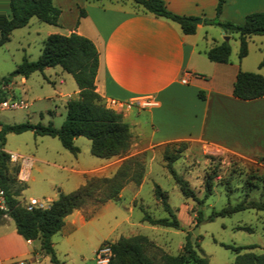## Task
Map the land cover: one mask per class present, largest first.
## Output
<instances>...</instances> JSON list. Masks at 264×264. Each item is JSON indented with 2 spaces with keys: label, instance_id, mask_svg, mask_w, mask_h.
I'll list each match as a JSON object with an SVG mask.
<instances>
[{
  "label": "rangeland",
  "instance_id": "rangeland-1",
  "mask_svg": "<svg viewBox=\"0 0 264 264\" xmlns=\"http://www.w3.org/2000/svg\"><path fill=\"white\" fill-rule=\"evenodd\" d=\"M5 10L7 11L8 7ZM67 16L62 18L64 21L61 26L44 23L32 16L26 25L14 28L7 41L0 45V77L12 71L22 56L35 60L47 34H64ZM218 30L213 24L201 23L193 35L199 50L202 51L206 47L211 37L220 40ZM228 43L231 60L242 59L245 66L250 65L254 69L258 67L264 52V34L247 37V53L240 59L237 57V36L233 34ZM253 72L259 73L258 70ZM8 84L5 98L20 99L27 106L0 110V125L29 122L42 125L50 123L58 127L65 116L64 102L68 98L76 97L73 93L77 89L74 80L58 66L33 71L23 79L20 75H15ZM143 115L141 112L138 119L141 135L145 138L148 130L143 122ZM72 142L78 149L75 154L63 148L56 137L49 135H34L30 130L4 134V151L29 158V163L25 166L28 177L20 181L21 190L16 196L20 203L26 204L30 198H35L37 204L46 206L56 197L57 190L71 191L84 181L85 176H109L113 173L114 165L99 169L107 159L96 157L89 152L90 142L87 138L76 136ZM161 150L162 146L158 150L146 151L144 156L140 154L143 156L145 167L138 186L127 183L116 201L107 200L101 204L88 202L79 208L86 218L74 224L65 223L59 231L51 235L52 247L60 264H96L94 255L99 245L130 234H142L149 238L153 246L147 248V253L155 259L161 252L178 253L186 234L198 253V249H201L207 258V264H227L232 261L234 253L222 244H254L255 247L242 249L241 252H262L264 211L243 209L226 216H215L212 219L207 217L225 204H234L244 198V180L248 173L252 174V187L245 199H264V161L255 157L240 158L230 154L212 155V158H208V154L200 155L194 152L191 155L187 151L184 152L172 163V167L178 175L188 181L198 198L203 197L204 176L213 169L216 171V176L211 181V193L197 204L180 193L164 165ZM17 163H22L20 158ZM154 184L166 193L178 227L150 225L140 220L143 210L155 218L168 216L153 195ZM197 209L200 211V217L196 215ZM236 226H246L250 229H237ZM21 240L24 243L15 233L10 217L5 215L0 222V241H3L5 248L25 251L14 258H23L26 264H51L48 256L38 249L37 242L32 241L28 245L23 238Z\"/></svg>",
  "mask_w": 264,
  "mask_h": 264
},
{
  "label": "crops",
  "instance_id": "crops-1",
  "mask_svg": "<svg viewBox=\"0 0 264 264\" xmlns=\"http://www.w3.org/2000/svg\"><path fill=\"white\" fill-rule=\"evenodd\" d=\"M162 1L166 9L179 15L214 16L216 0ZM52 3L59 9L58 25L68 15L64 34L75 32L93 42L98 55L95 91L106 107L120 112L131 133L126 153L106 158L99 169L116 167L124 157L144 156L148 150H158L166 143L178 141L187 143L183 153L187 151L191 155L198 152L213 156L264 157V95L244 100L231 93L238 69L258 70L264 77V67H246L242 59L236 61L229 57L224 63L213 62L205 55L223 36L229 39L232 35L219 28L220 40L211 37L201 51L193 38L201 22L196 24L194 33L185 34L176 22L153 16L131 0H52ZM0 4L8 14L9 10H5L8 0H0ZM80 10L83 15H79ZM263 10L264 0H224L219 17L239 24L245 14ZM6 86L7 92L9 84ZM109 100L114 104H109ZM141 112L148 130L145 138L138 119ZM21 162H12L19 166L17 179L19 175L25 176L19 181L28 177L25 166L29 158L23 157ZM84 218L75 209L64 217L63 225ZM18 238L24 243L21 236ZM24 252L5 248L0 241V258L4 261Z\"/></svg>",
  "mask_w": 264,
  "mask_h": 264
},
{
  "label": "trees",
  "instance_id": "trees-1",
  "mask_svg": "<svg viewBox=\"0 0 264 264\" xmlns=\"http://www.w3.org/2000/svg\"><path fill=\"white\" fill-rule=\"evenodd\" d=\"M140 6L143 11L153 16L163 17L176 22L185 34L195 32L196 24L192 19L195 16L179 15L166 9L162 0H131ZM224 0H216L214 16L202 17L201 23L213 24L225 34L237 36L238 59L247 53V37L253 34H264V10L253 11L244 15L241 23H233L219 17ZM9 13L6 14L0 4V45L7 41L14 28L27 24L30 17L48 24H57L59 9L53 5L52 0H8ZM83 15V11H79ZM230 46L228 37L209 47L205 51L206 58L213 62L224 63L228 61ZM98 65L97 50L93 42L78 33L68 34L49 33L42 40L40 53L35 60H28L22 56L12 71L0 77V85L8 84L15 75L27 77L33 71H42L44 67L59 66L61 70L69 73L77 87L75 98H68L64 103L65 116L58 127L50 123L20 122L0 125V189L3 190L6 200V210H0V222L3 214L10 217L14 231L24 240L37 242V247L48 256L51 264H60L55 256L50 237L63 225L66 215L75 209L83 207L88 202L101 204L107 200H118L122 187L131 182L134 185L141 183L144 163L140 154L124 157L115 167L113 173L105 175H88L84 181L68 192L57 190L56 197L46 206H33L27 209L20 203L17 195L21 190L20 181L16 175L18 164L8 160V154L2 149L4 134L7 132L20 133L30 130L34 135H49L56 137L61 146L75 154L78 149L73 145V138L83 136L90 142L89 152L101 158L123 156L129 148L131 133L128 124L123 121L120 112L106 107L102 97L95 91L94 77ZM264 66L263 57L258 67ZM231 93L239 99H253L264 95V77L257 72L238 69L232 83ZM5 98V91L0 90V99ZM185 141L169 142L162 146L161 156L164 165L170 173L174 183L184 197H189L200 204L211 193V181L216 176L213 169L203 178V197L198 198L188 181L178 175L172 163L178 159L186 149ZM212 158V155H206ZM257 159L264 161V157ZM12 163V164H10ZM252 174L248 173L244 180V198L234 204H225L207 217L226 216L243 209L264 211V199L246 200L248 190L252 187ZM153 195L167 217L155 218L145 210L141 221L150 225L178 227L177 219L167 202L166 193L157 185H153ZM200 217V211H196ZM86 217V216H85ZM237 229L249 230L246 226H236ZM111 255L105 264H207V258L201 249L194 248L188 234L185 236L181 250L175 254L161 252L157 259L147 253V248L153 243L145 235L134 234L119 236L116 240L108 242ZM197 242H194L196 245ZM229 248L234 257L227 264H264V248L260 253L243 251L251 249L254 244L235 246L222 244Z\"/></svg>",
  "mask_w": 264,
  "mask_h": 264
},
{
  "label": "built area",
  "instance_id": "built-area-1",
  "mask_svg": "<svg viewBox=\"0 0 264 264\" xmlns=\"http://www.w3.org/2000/svg\"><path fill=\"white\" fill-rule=\"evenodd\" d=\"M182 82H185L184 79H182ZM6 84L0 85V90L6 91ZM109 104H114L113 100L108 101ZM27 104H25L20 99H10L7 100L6 98L0 99V110L7 109V108H21L25 107ZM8 154V160L10 162H15L18 158L23 159V156L18 155L14 152H6ZM25 176H18V179H24ZM27 209H30L33 206H39L42 207V205L37 204V200L34 198H30V200L25 204ZM0 210L4 211L6 210V200L5 195L2 189H0ZM3 217L5 214L2 215ZM26 242L29 244L30 240L27 239ZM111 255L110 245L108 242H103L101 245H99L95 250V263L96 264H105L108 261V258ZM0 264H26L25 260L23 258L19 259H13L4 261L0 258Z\"/></svg>",
  "mask_w": 264,
  "mask_h": 264
},
{
  "label": "water",
  "instance_id": "water-1",
  "mask_svg": "<svg viewBox=\"0 0 264 264\" xmlns=\"http://www.w3.org/2000/svg\"><path fill=\"white\" fill-rule=\"evenodd\" d=\"M192 21L195 23V24H198V23H200L201 22V18H194V19H192ZM227 38V36H223V39H226Z\"/></svg>",
  "mask_w": 264,
  "mask_h": 264
}]
</instances>
